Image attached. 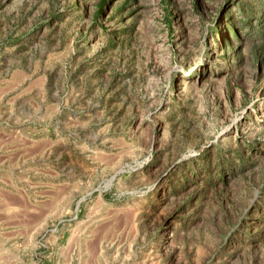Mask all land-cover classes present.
Instances as JSON below:
<instances>
[{"label":"rangeland","instance_id":"1","mask_svg":"<svg viewBox=\"0 0 264 264\" xmlns=\"http://www.w3.org/2000/svg\"><path fill=\"white\" fill-rule=\"evenodd\" d=\"M0 264H264V0H0Z\"/></svg>","mask_w":264,"mask_h":264}]
</instances>
